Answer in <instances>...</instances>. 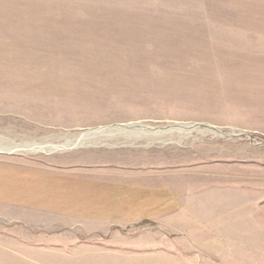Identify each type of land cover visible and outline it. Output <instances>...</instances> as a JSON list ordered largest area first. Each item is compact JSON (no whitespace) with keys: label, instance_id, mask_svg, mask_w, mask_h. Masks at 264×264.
I'll use <instances>...</instances> for the list:
<instances>
[{"label":"rangeland","instance_id":"1","mask_svg":"<svg viewBox=\"0 0 264 264\" xmlns=\"http://www.w3.org/2000/svg\"><path fill=\"white\" fill-rule=\"evenodd\" d=\"M76 175L171 213L91 223ZM0 264H264V0H0Z\"/></svg>","mask_w":264,"mask_h":264},{"label":"crops","instance_id":"2","mask_svg":"<svg viewBox=\"0 0 264 264\" xmlns=\"http://www.w3.org/2000/svg\"><path fill=\"white\" fill-rule=\"evenodd\" d=\"M51 178H54L53 175L49 176ZM66 177V176H61ZM68 178H71L73 181L71 183H80L84 184L85 187H87L89 190H94L95 192L102 191L101 184L105 183L103 179H98L96 177H85L82 175H76V176H70ZM83 185V186H84ZM107 187V185H105ZM106 190V188H105ZM85 192V191H83ZM89 192V191H88ZM127 192V191H126ZM127 193H125L126 195ZM101 197L107 198V199H100L99 202H97L95 205L97 206L96 211H90L87 213H79V217H82L84 220L89 221L91 223L99 224V225H105V224H113L116 225V227L119 230L127 229V224L132 223L135 221H140V217L143 215H146L145 218H142L141 222L148 223V222H159L157 221L160 216L171 213V210H161L160 208L167 207L168 204H170L169 200L170 197L165 191H151L148 192V200L144 203L141 201L143 196H132L131 199L127 200V196L124 200H119V196L117 197V194L114 195H108V193L99 194ZM108 195V196H105ZM116 196V197H115ZM130 198V197H129ZM119 201V205L117 203L113 204V200ZM111 200V201H110ZM145 204L147 206H145ZM143 207V208H142ZM162 211V212H161ZM152 217H147V216ZM139 218V219H136ZM126 227V228H125ZM159 230V226H156ZM152 229L155 227H151ZM161 228V227H160ZM146 229V228H145ZM147 228L146 230H152ZM154 230V229H153ZM152 241H154L152 239ZM159 239H157L156 243H150V245L153 246H160L161 243H158ZM164 244V243H162ZM165 245V244H164Z\"/></svg>","mask_w":264,"mask_h":264},{"label":"water","instance_id":"3","mask_svg":"<svg viewBox=\"0 0 264 264\" xmlns=\"http://www.w3.org/2000/svg\"><path fill=\"white\" fill-rule=\"evenodd\" d=\"M136 126L137 128H140L141 130H143V132H146L144 134H149L153 136L164 134V133H169V132H174V131L182 132V131H187V130H196L199 127V125H186V124L171 125V126H167L164 128H151V127L142 126V125H136ZM111 130H114L117 132H123L125 130L126 131L131 130V127H129V125H116V126H111L108 128L95 129V130H92L91 132H95V134L99 135V134H102V132H110ZM206 130L209 132L217 133L219 135H230V134H225L221 130H218L211 126H206ZM232 136H235V135H232Z\"/></svg>","mask_w":264,"mask_h":264},{"label":"bare ground","instance_id":"4","mask_svg":"<svg viewBox=\"0 0 264 264\" xmlns=\"http://www.w3.org/2000/svg\"><path fill=\"white\" fill-rule=\"evenodd\" d=\"M140 129V128H139ZM138 128H137V126L135 125V126H132L131 127V130H133V131H140ZM132 131V132H133ZM115 132V131H114ZM142 133H146V132H143V131H141ZM92 133V134H91ZM107 132H102V134H106ZM110 133V132H109ZM108 133V134H109ZM102 134H99V135H102ZM110 135V134H109ZM146 135V134H145ZM161 135V134H160ZM78 136V135H77ZM94 136H98L97 134H95V132H90V131H88V132H85V133H82V134H80V137L79 138H75L72 142H69L68 140V143L67 144H69L70 146H73V147H75V146H79V145H84L83 143L85 142V141H87V140H89L90 138L92 139V137H94ZM162 136V135H161ZM107 138H109V137H107ZM103 139V138H102ZM95 141V140H94ZM18 146V145H17ZM25 147H27V148H25ZM24 148H25V151L27 152H31V146H29V145H27V146H25ZM62 148V147H61ZM36 149V148H35ZM39 149H42V150H44V151H50V152H52V151H54V150H56V149H60L59 147H48V146H44V147H40V148H37L36 150H39Z\"/></svg>","mask_w":264,"mask_h":264}]
</instances>
